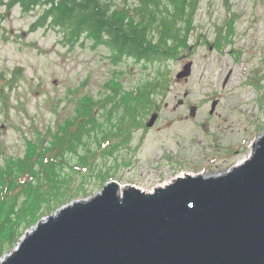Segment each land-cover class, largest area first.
Returning <instances> with one entry per match:
<instances>
[{
	"label": "rangeland",
	"instance_id": "1",
	"mask_svg": "<svg viewBox=\"0 0 264 264\" xmlns=\"http://www.w3.org/2000/svg\"><path fill=\"white\" fill-rule=\"evenodd\" d=\"M110 1V14L134 13L142 7L140 0ZM7 2L0 0V77L14 75L15 82L0 91L1 170L24 164L40 140L45 149L51 147L61 136V127L93 102L101 105L96 112L99 124L116 133L109 125H124V119L116 110L109 118L115 102L128 103L135 88L156 82L165 72L167 91L155 95L154 109L142 118L143 126L130 125L128 143L114 141L98 149V143L93 145L95 159L81 172L72 168L78 157L66 155L61 172L77 181L75 200L101 194L104 179L154 192L179 177L221 175L248 157L264 135V0H199L190 31L185 33V24L181 25L189 47L151 63L132 58L114 62L109 48L93 45L86 34L66 42L59 31L41 27L44 6L24 11ZM158 30L157 25L155 35L151 33L156 43ZM191 61V75L179 79L178 73ZM112 95L118 97L103 105ZM192 106L198 107L195 116L190 115ZM153 114L157 119L148 127ZM5 171L1 173L6 175ZM24 237L0 264L19 249Z\"/></svg>",
	"mask_w": 264,
	"mask_h": 264
},
{
	"label": "water",
	"instance_id": "2",
	"mask_svg": "<svg viewBox=\"0 0 264 264\" xmlns=\"http://www.w3.org/2000/svg\"><path fill=\"white\" fill-rule=\"evenodd\" d=\"M254 143L221 175L179 177L154 192L130 184L122 196L112 180L40 221L1 264H264V135Z\"/></svg>",
	"mask_w": 264,
	"mask_h": 264
},
{
	"label": "trees",
	"instance_id": "3",
	"mask_svg": "<svg viewBox=\"0 0 264 264\" xmlns=\"http://www.w3.org/2000/svg\"><path fill=\"white\" fill-rule=\"evenodd\" d=\"M140 1L141 10L135 9L134 13L118 10L117 14H110V0H8L6 4L10 8L18 5L24 11L44 6L41 27L59 31L66 42L78 40L86 34L93 45L107 46L114 62L123 58L146 63L162 62L173 56L175 51L189 47L181 25L185 24V33L190 31L199 0ZM157 25L160 33L158 43L153 36ZM167 75L166 72L161 73L156 82H145L135 88L128 103L124 99L115 102L109 118L116 110L124 119V125L113 122L109 125L113 124L112 130L116 133L104 129L105 124H99L96 112L101 105L93 102L61 127V136L51 147L45 149L44 139L40 140L24 164L8 165L7 171L0 169V258L19 242L31 225L75 200L72 191L78 192L77 181L69 179L70 176L63 177L61 172L66 155L78 157L72 168L81 172L91 166L97 149L103 148L104 144L109 146L114 141L128 143L130 125L143 126L142 118L154 109L155 95L167 91ZM14 82V75L9 78L1 75L0 86L4 83V87H0V91L12 87ZM114 92L118 94L119 91ZM117 97L109 96L102 104L112 103ZM97 143L99 147L93 148ZM103 181L105 185L109 180Z\"/></svg>",
	"mask_w": 264,
	"mask_h": 264
},
{
	"label": "bare ground",
	"instance_id": "4",
	"mask_svg": "<svg viewBox=\"0 0 264 264\" xmlns=\"http://www.w3.org/2000/svg\"><path fill=\"white\" fill-rule=\"evenodd\" d=\"M249 158V156L248 157H246L243 161H245V160H247ZM243 161H241L240 163H242ZM186 175V172L185 173H183V174H181V176H185ZM204 175V174H203ZM170 183H172V181H169V182H167V183H164V184H162V185H159V186H161V187H164V186H166L167 184H170ZM121 184V183H120ZM124 186H126V185H124V184H121V190H123L124 189ZM137 186V185H136ZM158 187V186H157ZM157 187H155L154 188V191H155V189L157 188ZM120 190V192H119V194L121 195V193H122V191ZM141 190H144L143 188H141ZM150 192H153V191H150ZM31 232V231H30Z\"/></svg>",
	"mask_w": 264,
	"mask_h": 264
},
{
	"label": "flooded vegetation",
	"instance_id": "5",
	"mask_svg": "<svg viewBox=\"0 0 264 264\" xmlns=\"http://www.w3.org/2000/svg\"><path fill=\"white\" fill-rule=\"evenodd\" d=\"M216 101H217V100H216ZM180 102H181V103H179V104H183L184 100H180Z\"/></svg>",
	"mask_w": 264,
	"mask_h": 264
}]
</instances>
